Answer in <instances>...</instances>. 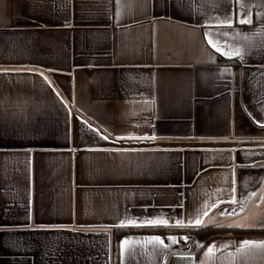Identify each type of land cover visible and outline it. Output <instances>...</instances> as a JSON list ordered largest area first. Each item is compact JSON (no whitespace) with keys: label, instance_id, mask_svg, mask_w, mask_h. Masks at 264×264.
<instances>
[{"label":"crops","instance_id":"obj_1","mask_svg":"<svg viewBox=\"0 0 264 264\" xmlns=\"http://www.w3.org/2000/svg\"><path fill=\"white\" fill-rule=\"evenodd\" d=\"M262 197L264 0H0V264H264L114 233L264 227Z\"/></svg>","mask_w":264,"mask_h":264},{"label":"trees","instance_id":"obj_2","mask_svg":"<svg viewBox=\"0 0 264 264\" xmlns=\"http://www.w3.org/2000/svg\"><path fill=\"white\" fill-rule=\"evenodd\" d=\"M256 169L242 168L239 170V194L244 195L253 189L256 183L251 184L246 178L249 174H253ZM188 232L195 237L200 246L197 253L202 251L212 240L216 238L232 237V238H261L264 236V227L244 228V227H227L223 225H203L202 227H188V228H170V227H136V228H116L114 233L116 238H120L124 234L130 233H179Z\"/></svg>","mask_w":264,"mask_h":264},{"label":"snow or ice","instance_id":"obj_3","mask_svg":"<svg viewBox=\"0 0 264 264\" xmlns=\"http://www.w3.org/2000/svg\"><path fill=\"white\" fill-rule=\"evenodd\" d=\"M251 22L252 21L250 19L241 21V23H251ZM213 46L215 47V45H213ZM219 50L220 49L217 48V51H219ZM236 54L238 55L239 53L237 52ZM151 138L154 139L155 137H151ZM104 139H107V137L105 136ZM252 195L256 196L257 194L253 193ZM262 200H264V197H262ZM231 202L235 203L236 201H235V199H233ZM221 214H224V213H221ZM229 214H231V213H229ZM203 215H207V211L206 210L203 212ZM149 223L150 224H158V223H166V221H149ZM180 223H181V225L183 224V222H180ZM189 224L191 226H193V227H202L203 226V220L201 218H196L194 224L191 221L189 222ZM241 227H242V225H241ZM152 239L155 240V241H159L160 240L159 237H154ZM123 243L125 245H127L129 243V241L125 240ZM248 248H264V242H256V241H249V240L243 241V246H242L241 251L244 250V249H248ZM211 251H212V248H209V252H211Z\"/></svg>","mask_w":264,"mask_h":264}]
</instances>
